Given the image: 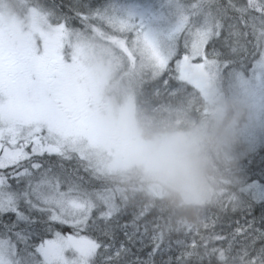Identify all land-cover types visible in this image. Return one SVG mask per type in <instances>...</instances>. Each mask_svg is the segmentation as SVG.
<instances>
[{
	"label": "rangeland",
	"instance_id": "rangeland-1",
	"mask_svg": "<svg viewBox=\"0 0 264 264\" xmlns=\"http://www.w3.org/2000/svg\"><path fill=\"white\" fill-rule=\"evenodd\" d=\"M13 1L0 0V23L13 28L22 49L31 37H38L42 46L37 64L21 76V109L61 131L59 158L78 159L95 177L122 184L100 192L81 187L93 205L107 207L109 211L118 209L123 214L143 200L147 210L157 199L177 196L181 204L200 211L217 201L222 186L207 171H211L214 160H224L225 166L235 164L228 160L233 158L227 155L232 149L239 150L234 159L245 158L253 165L249 167V178L264 172V155L250 156L264 147V37L258 38L261 50L251 68L236 72L225 91L220 83L224 65L218 62L221 52L215 42L222 20L218 9L210 8L211 0H104L93 12L92 22L81 29L71 28L65 22L53 24L26 0ZM244 3L250 9L242 8L247 19L252 25H259L264 17V0ZM230 30L226 27L225 33ZM226 44L235 45L225 36L218 38L219 47ZM63 46L65 57L70 59L61 78L72 102L70 119L53 108L50 89L43 84L47 60L59 58L58 51ZM193 49H198L195 59ZM232 54L234 59L239 58L236 51ZM169 78L176 80L170 95L182 91L189 104L201 97L202 112L209 116L199 124L194 122V128L185 133H172L186 140L199 154L203 175L197 185H177L152 174L141 154L139 140L131 135L132 130H140L135 88L143 80H159L161 88ZM37 83L38 90L30 86ZM69 83H74L73 88L68 87ZM237 100L248 109L247 119L231 120L227 131L214 137L219 123V128L225 125L227 102ZM50 169L53 185L57 174L60 181L68 179L61 170ZM254 187L264 197V187ZM127 232L131 237L134 234L131 227ZM15 259L12 251H0V264H14Z\"/></svg>",
	"mask_w": 264,
	"mask_h": 264
},
{
	"label": "trees",
	"instance_id": "trees-1",
	"mask_svg": "<svg viewBox=\"0 0 264 264\" xmlns=\"http://www.w3.org/2000/svg\"><path fill=\"white\" fill-rule=\"evenodd\" d=\"M103 1L26 0L28 5L45 13L51 23L65 22L71 28L80 29L92 22L91 18L95 17L93 12ZM211 1L210 8L218 9V17L222 20L217 37L225 36V40L235 43L219 47L218 38L215 41L221 52L218 62L224 65L220 83L228 91L232 76L240 70L245 72L248 67L251 68L261 50V40L258 38L264 37V17L260 20V26L252 25L246 12L242 11V8L249 9L245 0ZM226 27H231L232 32L225 33ZM233 33L236 35L232 36ZM207 47L211 48V45ZM235 51L238 59L233 58ZM158 81L143 80L134 91L136 120L142 133H185L194 128V122L196 125L209 118L202 112L201 97L195 100V104H189L184 92L169 94V90L175 87L174 78H169L168 84L161 88ZM229 105L227 102L225 125L219 128V123L214 137L227 131L231 121ZM238 152L232 149L227 154L233 156L228 159L235 163L232 166L222 165L224 160H214L211 171H207L222 185L214 204L198 211L194 206L181 204L175 196L157 199L151 202L147 210L146 201L143 200L128 209V213L121 214V223L134 222L137 228L129 240L123 231L116 230V243L123 242L125 247L117 264H264V197L254 187H264V172L258 177L249 178L252 172L249 167L253 165L245 158L234 159V154ZM258 155H264V147L250 154L251 157ZM243 164L245 167L242 168ZM44 166L61 170L80 187L91 191L100 192L122 185L117 180L95 177L78 159L66 161L57 156L46 157ZM143 210L147 212L144 214ZM106 256L107 253L101 248L95 264H104Z\"/></svg>",
	"mask_w": 264,
	"mask_h": 264
},
{
	"label": "snow or ice",
	"instance_id": "snow-or-ice-1",
	"mask_svg": "<svg viewBox=\"0 0 264 264\" xmlns=\"http://www.w3.org/2000/svg\"><path fill=\"white\" fill-rule=\"evenodd\" d=\"M21 78L0 69V251H12L14 264H95L103 248L104 264H117L123 242L116 245V230L131 239L127 228L137 225L121 223L118 209L93 205L71 178L57 174L53 185L44 160L59 157L62 133L21 109Z\"/></svg>",
	"mask_w": 264,
	"mask_h": 264
},
{
	"label": "clouds",
	"instance_id": "clouds-1",
	"mask_svg": "<svg viewBox=\"0 0 264 264\" xmlns=\"http://www.w3.org/2000/svg\"><path fill=\"white\" fill-rule=\"evenodd\" d=\"M230 119L243 122L248 109L242 101L230 103ZM132 138L139 140L141 154L149 171L161 180L177 185H197L203 175L199 154L186 140L171 132L158 131L151 134L132 130Z\"/></svg>",
	"mask_w": 264,
	"mask_h": 264
},
{
	"label": "flooded vegetation",
	"instance_id": "flooded-vegetation-1",
	"mask_svg": "<svg viewBox=\"0 0 264 264\" xmlns=\"http://www.w3.org/2000/svg\"><path fill=\"white\" fill-rule=\"evenodd\" d=\"M25 49L19 47L17 36L13 28L7 23H0V69L14 70L24 75L27 69L31 70L36 64L41 52V41L38 37H31ZM59 58H50L46 62L43 84L50 89L53 108L62 113L66 119H70L72 102L69 89L62 85L61 78L65 65L70 59L64 55V46L59 49ZM33 70V69H32ZM74 83L68 87L73 88ZM90 106V103L89 105Z\"/></svg>",
	"mask_w": 264,
	"mask_h": 264
},
{
	"label": "water",
	"instance_id": "water-1",
	"mask_svg": "<svg viewBox=\"0 0 264 264\" xmlns=\"http://www.w3.org/2000/svg\"><path fill=\"white\" fill-rule=\"evenodd\" d=\"M137 23H140V20Z\"/></svg>",
	"mask_w": 264,
	"mask_h": 264
}]
</instances>
